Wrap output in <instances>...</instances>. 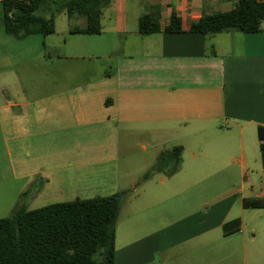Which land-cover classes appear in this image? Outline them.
<instances>
[{
	"label": "crops",
	"instance_id": "crops-1",
	"mask_svg": "<svg viewBox=\"0 0 264 264\" xmlns=\"http://www.w3.org/2000/svg\"><path fill=\"white\" fill-rule=\"evenodd\" d=\"M137 1L135 21H129L127 0H112L99 35L73 34L72 24L68 33L79 45L70 51L66 41L47 43L55 28L12 61L2 57L14 65L0 72V201H16L11 215L27 209L22 201L131 191L115 227V264H198L195 248L234 239L243 255L237 242L231 264H246L243 233L253 232L254 244L264 208H245L243 200H264V188L256 194L249 175L238 181L236 174L250 171L248 159L256 155L264 126V22L255 33L233 28L205 36L191 32L192 25L232 11L238 0ZM152 8L162 9L161 30L141 34L139 19ZM173 13L182 32L165 31ZM76 19L77 27L86 26L85 18L69 21ZM103 36L114 39L112 48L96 39ZM107 58L113 67L97 72L91 62ZM23 62L32 63L29 74L43 81L11 93L6 79H17ZM135 134L166 147L137 164L123 145ZM178 146L183 152L175 174L141 181ZM251 253L264 252L254 247Z\"/></svg>",
	"mask_w": 264,
	"mask_h": 264
},
{
	"label": "trees",
	"instance_id": "trees-1",
	"mask_svg": "<svg viewBox=\"0 0 264 264\" xmlns=\"http://www.w3.org/2000/svg\"><path fill=\"white\" fill-rule=\"evenodd\" d=\"M56 2H59L58 7H55ZM111 2L3 0L0 2L2 31L17 40L39 34L48 36L55 32L54 13L65 12L70 20L79 17L87 22L84 28L71 27V33L99 35L103 10ZM159 21V10L152 8L140 17L139 32L144 35L160 32ZM263 22L264 2L238 0L230 12H215L202 17L192 25L191 32L211 36L236 28L243 33H255L262 30ZM165 31H183L181 19L176 13L172 14ZM258 141L264 167V126L258 128ZM182 152L183 148L178 146L163 153L141 181L150 179L156 173L166 176L175 174L181 165ZM168 161L173 164L171 170L167 169ZM130 192L75 199L34 210L16 209L9 217L0 219V264H115V227L123 198ZM243 206L264 208V200L244 199Z\"/></svg>",
	"mask_w": 264,
	"mask_h": 264
},
{
	"label": "rangeland",
	"instance_id": "rangeland-1",
	"mask_svg": "<svg viewBox=\"0 0 264 264\" xmlns=\"http://www.w3.org/2000/svg\"><path fill=\"white\" fill-rule=\"evenodd\" d=\"M136 2L138 4L137 0H127V10L129 14V21H135L134 19V13L137 8ZM59 2H56L55 7H58ZM54 9V8H53ZM159 10V9H158ZM162 10V9H161ZM159 10V13L161 12ZM55 11V10H54ZM150 12V11H149ZM148 12V13H149ZM54 21H55V28L56 33L54 36L49 37L47 39V43L51 44L54 43L55 45H62L64 41L67 42V45L64 47L67 51H70L71 49L77 47L79 45V40L77 36H72L68 33V30L70 26L73 24V26H79L80 20L76 19L72 22L69 21L67 15L65 12L60 13H54ZM162 15V12L160 13V16ZM72 26V27H73ZM45 36L43 35H34L30 36L27 40L24 41H18L13 36L6 34L2 31V20L0 18V39L4 38L5 40H0V72L3 70H6L11 68L14 64L12 63H6L2 60V57L8 56L11 57V61L14 57L21 55L25 51H30L31 48H34L35 43L39 46V44L43 41ZM95 39V38H93ZM99 39V42L102 45H110L111 48L113 47L114 39L109 36H103L102 38H96ZM101 39V40H100ZM98 41V40H94ZM51 42V43H50ZM89 63V62H87ZM95 66V70L97 72H101L104 69H109L110 67H113L114 60L111 59V61L107 58L103 61H95L91 62ZM87 64V65H91ZM33 65L32 63H22L21 67L17 69V79H6V88L8 91L12 93L11 88L17 87L19 89H28L29 87H32L33 84L36 86L37 84L42 83L41 75L37 72L34 74H29V71L32 70L31 68ZM77 66V64H70L67 67L69 69H74ZM39 69V68H38ZM3 76H0V82L3 80ZM15 82V83H14ZM1 88V86H0ZM3 88V89H4ZM0 90V95H1ZM155 142H152L149 137H137V135H134V138H131V141L129 143L123 142L124 150H130L132 151L133 155L136 159L137 164H147V162L151 161L152 153L156 150H159L160 148H165V146H158L153 147ZM168 147V146H167ZM248 163L250 166V171L247 172L244 175L236 174V180H244L245 176L247 174L250 177L249 182L247 184H252L255 187L256 194L259 193L264 188V167L262 165V162L260 160V150L258 145H256V155L253 157L251 156L248 159ZM248 167V166H247ZM246 167V168H247ZM167 169L171 170L172 166L170 165V161L167 162ZM16 201H0V219L5 218L6 216H9L10 213H8V210L11 208V204L14 205ZM24 204H26L27 209L34 210L38 208H42L45 206H48L52 203H63V202H70V201H22ZM179 201H172L174 205H176ZM128 203L126 202L127 206ZM169 205L167 204L166 209L168 210ZM264 211V210H262ZM247 220L245 219V224H247ZM256 224V231L257 236L255 238L254 244L251 243V238H253L254 233L250 232L248 229H246L243 233L244 242H245V261L246 264H253V263H259L264 264V253L260 255L259 257L254 253H251V249L254 247L262 248L264 252V217L259 218L257 221H255ZM229 242L223 243H217V244H205L202 246H199L195 248V257L199 259L198 264H212V262L215 260H220L221 262H228L231 264L233 262L232 257H238V256H231L234 254L235 249L237 248V242L238 246L240 248L239 253L240 255H243V252L241 254V242L237 241V239L234 240H228ZM238 248V249H239Z\"/></svg>",
	"mask_w": 264,
	"mask_h": 264
},
{
	"label": "built area",
	"instance_id": "built-area-1",
	"mask_svg": "<svg viewBox=\"0 0 264 264\" xmlns=\"http://www.w3.org/2000/svg\"><path fill=\"white\" fill-rule=\"evenodd\" d=\"M3 1V0H0V2ZM12 1H15V2H28L30 0H12Z\"/></svg>",
	"mask_w": 264,
	"mask_h": 264
}]
</instances>
